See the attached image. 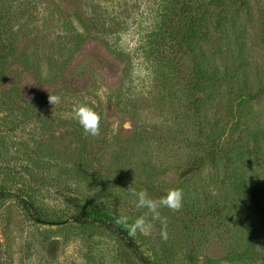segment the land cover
<instances>
[{
	"label": "rangeland",
	"instance_id": "1",
	"mask_svg": "<svg viewBox=\"0 0 264 264\" xmlns=\"http://www.w3.org/2000/svg\"><path fill=\"white\" fill-rule=\"evenodd\" d=\"M165 1L0 0L13 46L0 57V264H141L103 227L68 218L98 211L131 223L147 209H137L126 190L144 180L152 198L173 188L184 193L179 211L159 210L166 240L159 220L150 234L134 236L155 264H264V233L254 248L261 257L243 256L258 219L254 198L239 203L241 186L232 188L220 166L184 175L203 152L172 96L189 61L177 72L158 58L172 46L156 31ZM237 21L236 47L248 63L234 66L209 118L233 125L226 102L253 94L236 136L252 152L250 177L264 191V0H248ZM231 36L220 44L235 47ZM214 58L220 71L229 63ZM52 95L60 102L52 105ZM78 103L100 114L98 136L72 119ZM127 168L130 178L117 173ZM21 200L37 209L35 217Z\"/></svg>",
	"mask_w": 264,
	"mask_h": 264
},
{
	"label": "trees",
	"instance_id": "2",
	"mask_svg": "<svg viewBox=\"0 0 264 264\" xmlns=\"http://www.w3.org/2000/svg\"><path fill=\"white\" fill-rule=\"evenodd\" d=\"M164 4L156 31L161 32L163 38L168 37L172 46H166L158 58L168 60L177 72L181 61L186 59L189 61L188 67L183 69L180 80L176 74L178 82L172 96L178 107H183L184 120L194 125L195 133L199 135L195 148L203 152L202 156L197 157L196 163L186 169L188 171L184 175L195 174L201 171L206 164L214 167L220 166L226 174L227 183L232 188L234 184L241 186V189L238 186L237 196L240 198L237 200L239 203L243 201L245 203L248 197L254 198L258 206V219L248 228L243 256L244 259H253L255 256L260 258L261 255L254 248L259 235L264 233V201L262 199L264 191L259 189L258 178L255 175L250 177L252 152L245 145L240 147L237 141L239 137L236 136L240 130H244L241 122L243 103L253 94L243 96L241 101L235 105L226 102L229 112L237 118L233 125L220 126L214 118H209L221 87L229 81H234L232 78L236 72L234 66H244L248 63L246 57L241 55L242 49L236 47L237 42L240 41L238 39L240 37L236 36V29L241 26L237 21L238 15L240 10L248 9V0H166ZM5 7V12L8 13L9 6L5 5ZM3 16L6 17L7 14ZM11 31L10 25L0 23V57L3 61L13 50L12 41L9 40ZM230 35L233 36L232 46L235 47L221 45L220 43L227 40L226 37ZM4 52L8 53L4 55ZM215 53L222 61H229L223 64L221 71L214 60ZM3 68L2 62L0 71L3 72ZM202 128H204L203 137L200 131ZM132 172L130 168H127L117 173L128 179ZM110 174L113 176L115 172L111 171ZM151 188L150 183L145 180L136 187L137 191L146 190L147 192L151 191ZM20 203L32 217L37 215V209L32 204L22 200ZM209 209L214 212L213 205H210ZM68 220L80 226L97 224L103 227L141 264H155L143 252L135 237L129 235L128 228L123 224H117L112 215L95 211L83 216L72 215ZM232 258L237 259L238 257Z\"/></svg>",
	"mask_w": 264,
	"mask_h": 264
},
{
	"label": "clouds",
	"instance_id": "3",
	"mask_svg": "<svg viewBox=\"0 0 264 264\" xmlns=\"http://www.w3.org/2000/svg\"><path fill=\"white\" fill-rule=\"evenodd\" d=\"M48 98L52 105L59 103L61 99L58 95H52ZM72 119L78 123L87 136L96 137L99 135L101 116L88 104H75L72 108ZM126 191L134 198L135 207L137 209H147V212L136 217L131 223L128 222L129 218L127 216H118L116 217V223L124 224L128 228L129 235L135 236L137 233L150 234L154 228L152 221L159 220L162 225L161 237L166 240L167 220L161 216L159 210L167 208L171 211H179L183 207V190L180 188L169 189L166 195L158 198H152L146 190L137 191L131 185Z\"/></svg>",
	"mask_w": 264,
	"mask_h": 264
}]
</instances>
